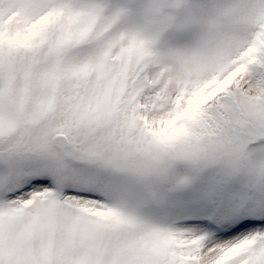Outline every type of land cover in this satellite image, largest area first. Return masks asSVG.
<instances>
[{
  "label": "snow or ice",
  "instance_id": "1",
  "mask_svg": "<svg viewBox=\"0 0 264 264\" xmlns=\"http://www.w3.org/2000/svg\"><path fill=\"white\" fill-rule=\"evenodd\" d=\"M0 264H264V0H0Z\"/></svg>",
  "mask_w": 264,
  "mask_h": 264
}]
</instances>
